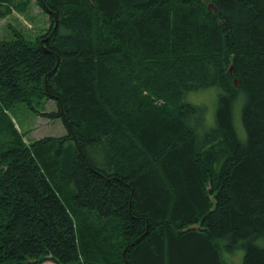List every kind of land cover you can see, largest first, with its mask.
I'll return each instance as SVG.
<instances>
[{"label": "trees", "instance_id": "trees-1", "mask_svg": "<svg viewBox=\"0 0 264 264\" xmlns=\"http://www.w3.org/2000/svg\"><path fill=\"white\" fill-rule=\"evenodd\" d=\"M92 1L0 38V264H264V0ZM108 56L140 68L122 88ZM208 89L212 113L187 99ZM18 104L66 134L26 144Z\"/></svg>", "mask_w": 264, "mask_h": 264}, {"label": "rangeland", "instance_id": "rangeland-1", "mask_svg": "<svg viewBox=\"0 0 264 264\" xmlns=\"http://www.w3.org/2000/svg\"><path fill=\"white\" fill-rule=\"evenodd\" d=\"M11 28H14L15 30L21 32L29 39H35L36 37L46 35L49 32H47V29L51 28V23L48 20L47 15L37 5L35 0H31L25 14H20L16 11H12L7 17L0 19V38L5 40L10 39ZM164 72L165 71H162L160 68L156 72H153L152 75H149V79L145 80L147 81V83L151 82L153 85L158 86L159 83L157 82V80H159L160 78L165 82L167 80L166 75H164L166 73ZM136 80H138V78ZM112 82L115 86L116 82L114 80H112ZM128 85L129 87L135 85V80L130 81ZM187 99L191 103H200L203 106H206L212 113L215 107V90L208 89L189 93L187 95ZM54 109L55 105L53 102L49 100H43V104L36 110L38 113H47L54 111ZM37 112L35 113L31 111L24 104H18L10 110L11 119L18 131L23 135V139L26 144H29L35 140H39L43 137H60L66 134V130L63 127L60 119L51 120L40 116ZM207 119L209 124H211L212 118L210 113L207 114ZM236 127L237 130L241 133L242 131L238 119L236 120ZM38 264L54 263L50 260H45Z\"/></svg>", "mask_w": 264, "mask_h": 264}, {"label": "bare ground", "instance_id": "bare-ground-1", "mask_svg": "<svg viewBox=\"0 0 264 264\" xmlns=\"http://www.w3.org/2000/svg\"><path fill=\"white\" fill-rule=\"evenodd\" d=\"M89 1H90V3L93 2L92 0H89ZM136 18L138 19L139 17H133V19H136ZM129 21L131 22L132 19H130ZM101 24H103V23L101 22ZM102 38L103 39H106V41L109 40V42H116V39H118V37H115V36H111L110 38L107 39V36L106 35H103ZM112 53H114V52H112ZM129 55H131V54L130 53L129 54L127 53V59L128 60H135L136 59V56H134L133 59H131V57H128ZM103 60L106 62V63H104L105 69L106 70H109V71L110 70L111 71L112 70L114 71V73L116 75V79H115L116 84H115V86L118 87V88L119 87L122 88V85H124V82H126V80L128 81L129 79H132L133 78L132 76L135 73V71L138 72L139 70H137V69H140L138 67V65H136V66H133V65H131V66H120V65L117 64V61H115L114 57L110 58L108 56L107 58H104ZM114 65H115V67H117L116 69L113 68ZM134 89L136 91V88H134ZM128 90H130V87L128 88ZM143 96H146V95H143ZM138 99H139V106L137 107V111L138 112H136V115H134V117L137 116V113L138 114L141 113V112H139L140 109L141 110H145L146 109V105H147L146 101L144 100V97H143V99H140V98H138ZM158 103H160V102H158ZM162 114H166V113L165 112H162ZM126 147L123 148L124 151H122V154L130 155L131 154V150H132L131 149V146H128L127 148ZM211 202H214L213 198H211ZM193 227L194 228H191V229H199L200 228L198 225H193ZM28 262H30V261H28Z\"/></svg>", "mask_w": 264, "mask_h": 264}, {"label": "water", "instance_id": "water-1", "mask_svg": "<svg viewBox=\"0 0 264 264\" xmlns=\"http://www.w3.org/2000/svg\"><path fill=\"white\" fill-rule=\"evenodd\" d=\"M208 8H211V9H213L215 12H216V9H215V7L211 4V5H209L208 6ZM49 37H47V39H48ZM190 228H194L193 226H191Z\"/></svg>", "mask_w": 264, "mask_h": 264}]
</instances>
